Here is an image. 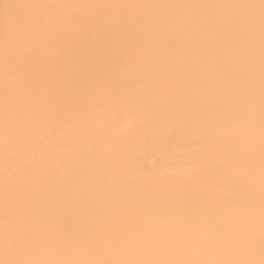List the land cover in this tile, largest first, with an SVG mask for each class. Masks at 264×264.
Returning a JSON list of instances; mask_svg holds the SVG:
<instances>
[{"label":"bare ground","instance_id":"bare-ground-1","mask_svg":"<svg viewBox=\"0 0 264 264\" xmlns=\"http://www.w3.org/2000/svg\"><path fill=\"white\" fill-rule=\"evenodd\" d=\"M0 264H264V0H0Z\"/></svg>","mask_w":264,"mask_h":264}]
</instances>
